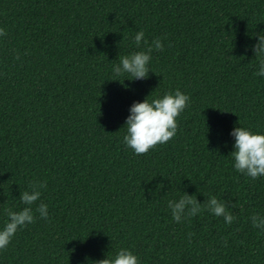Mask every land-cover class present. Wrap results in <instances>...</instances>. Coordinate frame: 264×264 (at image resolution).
<instances>
[{
	"label": "trees",
	"instance_id": "1",
	"mask_svg": "<svg viewBox=\"0 0 264 264\" xmlns=\"http://www.w3.org/2000/svg\"><path fill=\"white\" fill-rule=\"evenodd\" d=\"M0 29V230L46 183L0 264H96L121 249L138 264H264L250 219L264 216V176L231 155L235 128L264 134V0H0ZM157 38L146 78L114 74ZM177 89L189 100L176 135L136 154L131 108ZM184 194L201 211L176 222L168 202ZM211 196L231 224L204 207Z\"/></svg>",
	"mask_w": 264,
	"mask_h": 264
},
{
	"label": "clouds",
	"instance_id": "2",
	"mask_svg": "<svg viewBox=\"0 0 264 264\" xmlns=\"http://www.w3.org/2000/svg\"><path fill=\"white\" fill-rule=\"evenodd\" d=\"M0 35H6L5 30L0 29ZM144 32L140 31L135 36L136 45L139 47L141 41L147 45L148 41L144 39ZM162 50L163 44L159 38L152 41L147 51L133 52L120 58L119 65L113 69L115 75L123 73L130 74L134 79H142L148 76V63L151 59V52ZM257 56L264 55V35L260 37V44L257 45ZM264 65V61L261 62ZM257 76H264V70L256 73ZM189 97L183 94L179 89L175 94H166L162 98H157L149 102H138L131 108V115L128 117L126 128L127 135L124 136V143L131 147L138 155L148 152L150 148L157 144H165L177 133L176 118L184 110ZM232 135L235 137V151L231 154L235 160L234 167L241 173H245L253 179L264 176V134H254L249 129L237 127ZM46 187V183L35 186L36 190L31 193L24 191L21 200L25 207L20 211L8 210V220L5 226L0 230V249H4L15 235L18 228L30 224L34 220L33 207L41 197L39 189ZM171 207L173 219L176 222L181 221L182 214L186 211V206H191L185 218L195 216L201 211L195 196L184 194L179 198L178 203L168 202ZM234 205V207H236ZM215 216H223L227 224L234 220L233 215L226 211L224 203L220 202L215 196L204 206ZM35 212H38L42 218H48V205L40 203ZM253 227L264 229V216L254 214L251 218ZM191 235V234H190ZM227 244V241H224ZM96 264H138V258L128 249H121L114 258H108L97 261Z\"/></svg>",
	"mask_w": 264,
	"mask_h": 264
}]
</instances>
